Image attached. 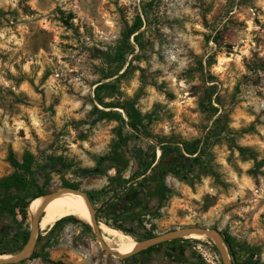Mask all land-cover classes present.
<instances>
[{"label":"rangeland","instance_id":"obj_1","mask_svg":"<svg viewBox=\"0 0 264 264\" xmlns=\"http://www.w3.org/2000/svg\"><path fill=\"white\" fill-rule=\"evenodd\" d=\"M12 173L24 184L0 188V255L25 244L35 197L72 185L95 208L137 201L130 220L96 217L137 241L202 225L228 236L233 264H264V0H0V179ZM37 246L16 264H222L191 238L117 258L76 216Z\"/></svg>","mask_w":264,"mask_h":264},{"label":"water","instance_id":"obj_2","mask_svg":"<svg viewBox=\"0 0 264 264\" xmlns=\"http://www.w3.org/2000/svg\"><path fill=\"white\" fill-rule=\"evenodd\" d=\"M64 193L77 194L83 200L89 214L88 223L96 235V240L98 241L100 247L111 256L125 259L146 250H155L159 245L166 242L174 241L180 238H186L187 236L198 235L206 239L214 246L215 250L218 252L222 264H233L227 243L219 229L202 225L181 226L169 231L152 235L147 238H143L138 241L136 240V244L131 250L127 252H117L114 250V248L107 245V243L103 240V236L95 216V214L101 210V208L109 201L111 197L103 201L97 208H95L93 207V204L88 198L86 192L72 187H63L59 190L35 197H39L40 201L35 210L30 215V226L25 244L15 254H12L6 258H0V264H16L32 257L34 252L37 250V233L39 229V218L41 216L42 210L51 199Z\"/></svg>","mask_w":264,"mask_h":264},{"label":"bare ground","instance_id":"obj_3","mask_svg":"<svg viewBox=\"0 0 264 264\" xmlns=\"http://www.w3.org/2000/svg\"><path fill=\"white\" fill-rule=\"evenodd\" d=\"M39 201L40 198L38 197L34 198L30 202L28 207L30 214L35 210ZM67 216H76L82 220L89 221L87 207L77 194L64 193L51 199L42 210L41 216L39 218V230H47L52 225H54L56 221ZM98 225L103 236V240L107 243V245L111 243L110 237L116 240V243L112 247L115 251L127 252L135 246L136 240L130 235L110 227L101 221L98 222ZM186 238L196 239L210 244L206 239L198 235L187 236ZM9 256L10 255L8 254H2L0 255V258H6Z\"/></svg>","mask_w":264,"mask_h":264},{"label":"flooded vegetation","instance_id":"obj_4","mask_svg":"<svg viewBox=\"0 0 264 264\" xmlns=\"http://www.w3.org/2000/svg\"><path fill=\"white\" fill-rule=\"evenodd\" d=\"M115 195L110 196L111 198L109 199V201L101 208V210L98 213L95 214V216L96 217H98V215L109 216L114 221L130 220L134 215V212L137 211L138 202L137 201L133 202L131 198L126 196L123 198H119L117 200L118 203L117 202L115 203L113 201L115 199L114 198ZM87 196L91 201V195L87 194ZM167 252H174V251L169 250Z\"/></svg>","mask_w":264,"mask_h":264},{"label":"trees","instance_id":"obj_5","mask_svg":"<svg viewBox=\"0 0 264 264\" xmlns=\"http://www.w3.org/2000/svg\"><path fill=\"white\" fill-rule=\"evenodd\" d=\"M97 87V86H96ZM10 161L11 163L14 165V166H18L20 164H18V162L12 157V155L10 156ZM24 184V178L22 177V175L18 174V173H12L8 176H5L3 178L0 179V188H4V189H11L13 187H19V186H22ZM68 187H72V188H75L73 187L72 185H69ZM44 193V192H41V194ZM68 217V216H67ZM221 234L224 236V239L227 243V246H228V249L230 251V254L232 257L233 256V253H232V247L229 243V239H228V236L221 232ZM152 235H150L149 233H146V235L144 236L145 238L147 237H150ZM27 237L28 235L27 234H24L23 236V241H22V244H24L27 240ZM141 253V252H140ZM139 254V253H138ZM171 254V253H170ZM37 255H40V251L38 250V246H37V250L34 252V254L32 255V257L34 256H37ZM136 255V254H135ZM134 256V255H133ZM132 256V257H133ZM234 260V259H233ZM235 264H238L237 262H235Z\"/></svg>","mask_w":264,"mask_h":264}]
</instances>
